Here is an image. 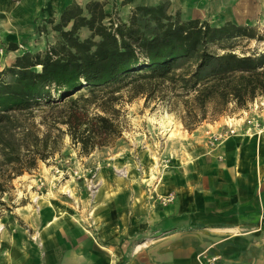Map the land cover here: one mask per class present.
Wrapping results in <instances>:
<instances>
[{"label":"trees","instance_id":"trees-1","mask_svg":"<svg viewBox=\"0 0 264 264\" xmlns=\"http://www.w3.org/2000/svg\"><path fill=\"white\" fill-rule=\"evenodd\" d=\"M103 7L96 1L67 6L52 27L53 44L24 52L0 70V185L46 162L65 137L83 156L113 145L122 134V89L129 99L183 100L187 131L208 116H223L231 104L241 109L264 95V50L237 55L211 49L237 39L264 43L248 25L180 21L178 13L144 6L123 23ZM146 17L157 25L153 35L141 26ZM82 28L90 32L86 39L79 37ZM182 60L192 67L176 73ZM169 82L179 83L171 95L164 92Z\"/></svg>","mask_w":264,"mask_h":264},{"label":"crops","instance_id":"crops-1","mask_svg":"<svg viewBox=\"0 0 264 264\" xmlns=\"http://www.w3.org/2000/svg\"><path fill=\"white\" fill-rule=\"evenodd\" d=\"M91 1L102 3L111 17L105 7L111 0H0V70L24 52H42L53 44L57 34L52 27L63 10ZM173 1L182 9L192 6V0ZM194 1L227 16L240 13L237 19L264 13V0ZM138 6L152 5L136 4L118 21L127 23ZM89 35L86 28L79 31L80 39ZM10 44L17 49L9 51ZM251 103L234 107L228 116L250 112ZM226 116L203 124L204 137L221 132ZM199 138L192 161L170 163L154 181L153 195L118 186L97 200L82 201L78 211L31 216L27 228L4 227L0 264H264V128L258 135L241 132L219 144ZM42 199L34 210L28 205L17 212L40 213L47 205ZM34 229L40 245L31 238Z\"/></svg>","mask_w":264,"mask_h":264},{"label":"rangeland","instance_id":"rangeland-1","mask_svg":"<svg viewBox=\"0 0 264 264\" xmlns=\"http://www.w3.org/2000/svg\"><path fill=\"white\" fill-rule=\"evenodd\" d=\"M192 1V6L187 9L174 5L173 0H111L107 1L105 7L116 22L128 15L130 7L145 3L152 5L150 6L152 8H162V12L167 16L175 17L176 12H178L180 21L197 18L199 21H206L210 25H218L228 21L234 24L246 22L259 35H264L263 12L253 14V16L245 14V20L244 18L237 19L235 17L240 13L227 16L226 11L223 13L212 12L207 10V7L197 6V1ZM161 22L164 25L167 24V21L163 19ZM141 26L148 35H153L157 31V25L153 20H149V17L142 18ZM29 48L34 49L35 46H29ZM211 49L219 53L233 52L237 55H250L264 50V43L237 39L214 46ZM9 59L10 57L8 61ZM192 64L191 60L178 62L176 73L191 68ZM177 85L179 83H167L164 92L171 95L170 93L176 89ZM126 93L125 89L119 92L122 96L120 101L122 134L113 145L95 150L88 156H83L79 154L78 149L71 145L69 138L65 137L60 146V151L46 162L39 161L35 170L25 172L10 182H1L0 229L3 233L5 230H10L16 226L18 229L27 228L25 224L30 222L29 217L31 216L37 219L43 213L50 216V213L54 212L67 214L70 210L78 211L82 201L97 200L103 191H116L118 186H135L137 187L135 190L141 188L144 192L141 193L142 195H153L154 183L161 179L170 163H180L184 160L192 161L191 150H193V143L197 135L200 134L199 139L202 137L209 142V135L213 133L204 137L205 130L200 129V127L203 124H212L218 118L212 119L208 116L207 120L193 131H187L182 124L183 100L169 96L164 100L145 101L142 97L129 99ZM234 107V104H231L228 112L223 116L230 115L229 113ZM165 115L173 123L174 135L171 138L164 136L160 127ZM154 163L158 165L157 169L154 168ZM32 197H44L47 205L35 215L31 212L29 214L18 213V208L28 205H31L33 210L36 208ZM170 199L168 198V201ZM80 222L83 223L84 221ZM38 232V230L35 232L34 229L31 238H34V243L40 245L37 238ZM1 233L0 236L3 234Z\"/></svg>","mask_w":264,"mask_h":264},{"label":"built area","instance_id":"built-area-1","mask_svg":"<svg viewBox=\"0 0 264 264\" xmlns=\"http://www.w3.org/2000/svg\"><path fill=\"white\" fill-rule=\"evenodd\" d=\"M251 106L248 108L250 112H243L240 117H225L223 130L219 133L209 135L208 141L211 144L221 143L224 139L235 136L243 132L244 135H258L264 128V97L253 99ZM245 128V130H243Z\"/></svg>","mask_w":264,"mask_h":264},{"label":"bare ground","instance_id":"bare-ground-1","mask_svg":"<svg viewBox=\"0 0 264 264\" xmlns=\"http://www.w3.org/2000/svg\"><path fill=\"white\" fill-rule=\"evenodd\" d=\"M161 130L162 133H164V136H167V138L173 137V123L169 120V117L165 115L161 121ZM158 165L154 163V168L157 169ZM126 174V173H125ZM42 197H32V201L35 205L39 206L42 203ZM1 230V229H0ZM2 230L0 231V233Z\"/></svg>","mask_w":264,"mask_h":264}]
</instances>
